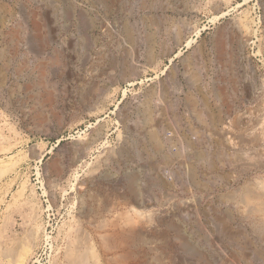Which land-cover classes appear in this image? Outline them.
Wrapping results in <instances>:
<instances>
[{
	"label": "rangeland",
	"instance_id": "rangeland-1",
	"mask_svg": "<svg viewBox=\"0 0 264 264\" xmlns=\"http://www.w3.org/2000/svg\"><path fill=\"white\" fill-rule=\"evenodd\" d=\"M263 187L264 0H0V264H264Z\"/></svg>",
	"mask_w": 264,
	"mask_h": 264
},
{
	"label": "bare ground",
	"instance_id": "bare-ground-1",
	"mask_svg": "<svg viewBox=\"0 0 264 264\" xmlns=\"http://www.w3.org/2000/svg\"><path fill=\"white\" fill-rule=\"evenodd\" d=\"M152 134H155V133H152ZM152 138L155 139L154 136ZM132 208L133 209H130V210L134 214H125L123 221L124 222L126 221V222L121 226L120 230L116 231L114 230L115 228H113L112 230L105 229L106 230L105 233L99 235L100 241H101V247H102L101 251H99L100 245L97 244L96 240L90 237L89 240L87 239L88 243L86 242L84 246L77 247L71 253H68L65 256L64 261H62L60 264H115V262L120 259L123 260L121 261L122 264H129L127 257L129 255H133L134 253H133V250L127 248V246H129L127 244L129 243V241L131 242V240L133 241V239L135 238H139L140 241L144 244V241L142 239L143 237L142 235H140L141 233H139V230L141 227H145V229L149 230L151 227L148 224L150 222H153V221H150V218L149 219L146 218L148 215L146 216V214H144V212H146L145 210H140L139 208L136 209L134 207ZM257 211H261V209ZM117 224L118 223L113 224L114 227L117 228L116 226ZM257 226H260V225L257 224ZM120 251H121V254H118L120 253ZM133 258L134 260H140V259L135 258V256ZM142 262L143 261H134L132 262V264H141Z\"/></svg>",
	"mask_w": 264,
	"mask_h": 264
},
{
	"label": "crops",
	"instance_id": "crops-1",
	"mask_svg": "<svg viewBox=\"0 0 264 264\" xmlns=\"http://www.w3.org/2000/svg\"><path fill=\"white\" fill-rule=\"evenodd\" d=\"M206 37H210V39L214 40V45H212L213 47H217L218 46V43H219V40L221 41L222 39V36L219 35V34H206L205 35ZM200 36H197V38H199ZM215 50V49H214Z\"/></svg>",
	"mask_w": 264,
	"mask_h": 264
}]
</instances>
